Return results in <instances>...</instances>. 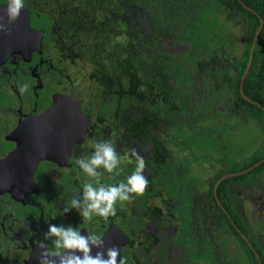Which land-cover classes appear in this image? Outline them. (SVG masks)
<instances>
[{
    "label": "flooded vegetation",
    "instance_id": "af4514ba",
    "mask_svg": "<svg viewBox=\"0 0 264 264\" xmlns=\"http://www.w3.org/2000/svg\"><path fill=\"white\" fill-rule=\"evenodd\" d=\"M24 8L35 33L26 38V50L15 49L0 63V264H38L37 243L49 223L101 235L129 264H232L236 241L247 263H255L251 252L260 257L255 243L263 240L264 227L255 229L251 220L264 221V185L231 180L218 192L220 181L255 163L221 173L246 158L226 152L199 180L187 172L190 163L199 166V159H190L198 118L201 124L206 111L218 108L239 114L233 95H201L209 97L216 84L208 77L210 65L235 69L227 67L226 57L245 43L242 27L228 20L225 30L222 14L218 32L199 29L195 47L189 48V39L177 42L176 36L161 34L150 51L137 44L150 29L148 17L135 7L127 12L125 27L111 29L119 30L114 41L120 45L114 48L107 45V11L90 3L25 0ZM17 32L28 35L24 26ZM119 33L125 41L117 40ZM208 40L215 44L210 61L200 44ZM165 57L174 68L163 64ZM176 66L184 72L174 71ZM162 69L169 73L168 85L185 95L179 108L160 85ZM18 83L29 84V91L21 95ZM239 87L242 91L241 79ZM174 115L179 125L171 121ZM92 140L114 141L121 155L135 148L146 161L145 194L131 204L118 203L107 222L99 217L82 222L75 209L64 214L88 182L74 162L91 155ZM134 167L122 164L119 176L105 173L101 182L118 183Z\"/></svg>",
    "mask_w": 264,
    "mask_h": 264
},
{
    "label": "trees",
    "instance_id": "16d2710c",
    "mask_svg": "<svg viewBox=\"0 0 264 264\" xmlns=\"http://www.w3.org/2000/svg\"><path fill=\"white\" fill-rule=\"evenodd\" d=\"M82 2L90 3L91 6H95L96 10H98L97 6L106 8L107 45L114 48L120 45L119 42L114 41L115 35L119 30L118 32H114L111 31V29L117 28L119 23H121V27H125L127 24V12L135 7L140 8L141 11H137L145 13L148 17V28L150 29L148 33H144L143 42L137 40V44L141 45L143 49L144 45L148 46L145 49L150 51H154L150 46L157 44L156 39H160L161 34H172L176 36L177 42L185 43L189 39L190 42L188 45L191 49L198 44L196 37H199V29H205L206 34L215 33L216 31L218 32L217 27L220 28V26H218L220 22H217L218 17H220V14L221 16L224 14L223 17L227 20L225 26L222 25V27L225 30L228 28V20L234 25L242 27L243 33L246 36V41L245 43L242 42V46L235 47L234 50L230 51L229 56L226 57L227 67L233 64L235 67L234 70H229L223 66H209L207 69L208 77L216 84L214 87L208 89L207 95L209 97H207L203 91L201 96L203 99L204 96L205 98L210 99L217 91L233 95L232 104L239 106L238 113H240L242 117L247 115L254 118L257 123L261 125L263 129L262 131L264 132V0H211V2L207 3L204 2V0H80V3ZM208 3L218 5L220 13L215 16L212 15V12L211 17L209 15L210 12L205 13L208 8ZM244 3L255 9L257 12H253L251 9L247 8ZM260 16L263 19V24L257 34L253 58L244 78L242 91H240V79L248 61L254 34L260 24ZM209 42L211 41H201L200 44L203 45V48H206L208 54H206V57L210 61V59L212 60L213 58L211 55H215V53L213 54L215 50L213 45L215 44ZM233 55L235 56L234 58H232ZM158 63L160 65L161 61ZM170 66L173 67L172 64H170ZM166 72V70L162 69L160 85L163 87L167 95L170 94L173 95V98H177L175 99V105L179 108V104L182 102L181 98L185 97V95H182L183 92L180 90L172 88L171 84L168 85L166 79L169 78V73ZM243 94L260 103L261 106L245 98ZM154 107L155 106L150 107V109H153ZM171 121L176 122L177 115L171 117ZM263 157L264 137L259 148L254 150L244 160H241L240 162L233 161L227 168L220 169L221 173H224L227 170L237 171L260 161L246 172L232 175L220 181L218 184V192L221 191L227 181L229 182L231 180L238 181L239 179L240 181H255V184L264 185V160L261 161ZM219 174L220 173L218 172L217 175ZM212 186L213 185L211 184L210 190H212ZM231 205L228 204L229 207H231ZM261 238L263 239L262 241H257L256 239V243L254 242L260 257L257 258L256 255L251 252L255 264H264V249L261 247L264 244V237ZM257 242H261V246L258 245L259 243L257 244ZM247 250H251L249 246H247Z\"/></svg>",
    "mask_w": 264,
    "mask_h": 264
},
{
    "label": "clouds",
    "instance_id": "9594fccd",
    "mask_svg": "<svg viewBox=\"0 0 264 264\" xmlns=\"http://www.w3.org/2000/svg\"><path fill=\"white\" fill-rule=\"evenodd\" d=\"M0 6V31L9 32L11 28L2 23L4 16L8 25L14 24L20 18L25 0H6ZM17 86L21 95L30 89L27 83H18ZM89 147L93 149L91 155L74 162L88 182L82 184L81 195L71 199L70 205L64 208V214L75 209L82 222H92L94 217L107 222L109 217L117 214L118 203L121 206L131 204L145 194L149 185L144 174L146 161L135 148L121 155L112 140H92ZM122 164H134V171L118 183L101 182L105 173L113 179L119 176ZM37 249L38 264H129L128 257L122 256L116 245L106 246L101 235L82 233L80 228L71 224L49 223L43 241L37 243Z\"/></svg>",
    "mask_w": 264,
    "mask_h": 264
},
{
    "label": "rangeland",
    "instance_id": "374dc122",
    "mask_svg": "<svg viewBox=\"0 0 264 264\" xmlns=\"http://www.w3.org/2000/svg\"><path fill=\"white\" fill-rule=\"evenodd\" d=\"M98 10L104 12L106 8L103 7ZM205 13H209L211 17V13L216 16L220 13V10L218 9V5L208 3V8ZM221 18L220 14L217 22H221L220 24L222 25L227 19L225 20V17H223L225 20L223 22ZM227 29H229V27ZM231 32L232 31H230V33ZM116 38L123 42L126 39V35L119 33ZM163 64L170 65L172 64V60H168V58L165 57ZM177 68L178 69H174V71L184 72L179 67ZM204 118L201 124L199 123V118L196 121L195 124H198L196 126L197 129L196 132H193V135H191L190 141L192 150L190 159L191 161L192 159H199V166L190 163L187 171L192 173L195 179L198 180L203 172H209L210 169L214 168L216 161L220 163V159H226V152H229L233 157L237 155H240L241 158H244V156L248 157L249 154L259 148L264 137L261 125L257 123L254 118L247 115L242 117L240 113L234 115L228 110L218 108L215 111H206ZM175 124L179 125L180 123L177 120ZM216 133L219 134L217 137L215 136ZM260 187L261 190H263V187ZM257 197L258 195H256V198ZM256 210L258 211L257 208ZM251 216L254 217L253 213H251ZM251 223H253L255 229L264 227V221H259L258 219L251 220ZM239 245V241H236V244H234V248H237V254L235 257L232 256V264H249L245 258V253L242 251V247ZM261 247L264 249V244Z\"/></svg>",
    "mask_w": 264,
    "mask_h": 264
},
{
    "label": "water",
    "instance_id": "95a60500",
    "mask_svg": "<svg viewBox=\"0 0 264 264\" xmlns=\"http://www.w3.org/2000/svg\"><path fill=\"white\" fill-rule=\"evenodd\" d=\"M4 3H6V0H0V5H3ZM2 7V6H0ZM2 14V13H0ZM28 10L26 8L21 10V15L20 18L14 23V27L11 28V31L9 32H5V31H0V63L2 61L5 60V58L7 57V55L13 51V50H26V38L29 36H31V34L35 33L34 30H32V28L29 25V20H28ZM2 23H4L5 25L8 24V20L7 17L4 16V19L2 21ZM263 24V20L262 17L260 18V24L258 26V29L256 30V34L255 37H257V34L261 28ZM24 26L26 32L28 33V35L25 34H20L17 31H19V28L21 29V27ZM251 58H252V51L250 54V58H249V62L247 65V68L245 69L243 76L241 78V86L243 84L244 78L246 76V73L248 71V68L250 66V62H251ZM249 99V98H247ZM252 102L260 105V103H258L255 100L250 99ZM264 160V157L261 159V161ZM260 161H257L254 165L258 164ZM253 165V166H254Z\"/></svg>",
    "mask_w": 264,
    "mask_h": 264
}]
</instances>
